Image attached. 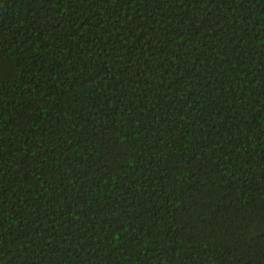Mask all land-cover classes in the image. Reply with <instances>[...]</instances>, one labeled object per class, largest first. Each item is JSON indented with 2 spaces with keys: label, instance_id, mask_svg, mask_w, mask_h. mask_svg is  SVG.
<instances>
[{
  "label": "trees",
  "instance_id": "obj_1",
  "mask_svg": "<svg viewBox=\"0 0 264 264\" xmlns=\"http://www.w3.org/2000/svg\"><path fill=\"white\" fill-rule=\"evenodd\" d=\"M0 264H264V0H0Z\"/></svg>",
  "mask_w": 264,
  "mask_h": 264
}]
</instances>
